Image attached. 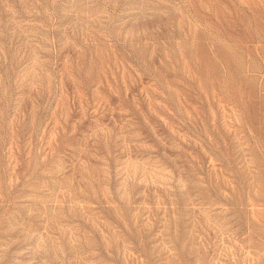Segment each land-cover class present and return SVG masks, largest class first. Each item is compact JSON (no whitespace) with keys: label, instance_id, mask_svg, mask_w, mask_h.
<instances>
[{"label":"rangeland","instance_id":"374dc122","mask_svg":"<svg viewBox=\"0 0 264 264\" xmlns=\"http://www.w3.org/2000/svg\"><path fill=\"white\" fill-rule=\"evenodd\" d=\"M0 264H264V0H0Z\"/></svg>","mask_w":264,"mask_h":264}]
</instances>
